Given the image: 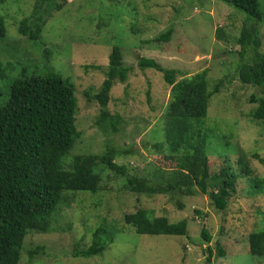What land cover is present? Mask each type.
<instances>
[{
    "label": "rangeland",
    "instance_id": "rangeland-1",
    "mask_svg": "<svg viewBox=\"0 0 264 264\" xmlns=\"http://www.w3.org/2000/svg\"><path fill=\"white\" fill-rule=\"evenodd\" d=\"M56 2L62 8L55 12L49 10L48 2L37 13V0H5L0 6V14L6 20L7 34L0 39V61L6 68L7 63L3 60L14 61L12 51L16 48L27 58L17 59L21 70L45 74L54 68L64 79L75 83L79 94L76 125L82 138L72 153H76L77 148L83 154H102L111 146L119 152L117 163L129 166L131 170L137 168L138 175L155 174L159 169L176 167V161L179 164L182 160V152L170 160L166 159L174 155L166 143L164 120L171 86L154 69L138 70L135 66L137 54L154 59L165 68L179 69L184 76L208 69L210 91L217 79H233L228 91L224 90L211 99L202 130L209 139L208 156L217 157L212 162L213 171H220L227 161L239 174L238 193L231 199L226 211L216 210L208 196L202 194L184 197L186 207L180 211L169 195L132 193L126 189L125 177L107 170L103 174L99 203H95L98 196H91L95 194L77 192L78 214L72 215L76 209L75 202L71 205L64 203L49 232L29 231L20 264H207L206 248L210 246L215 250L218 240L224 243L227 252L236 253L234 256L228 253L223 258L225 264H264V256L251 255L248 242L252 230L258 227L257 230L264 229V225L260 224L264 221V193L255 195L256 189H252L248 177L240 174L237 164L241 150L247 154L259 153L264 158V125L248 124L240 114V110L246 112L253 107L250 97L256 89L242 84L236 72L238 52L241 50L236 40L242 28L245 24L258 26L260 52L264 53L263 24H255L243 11L222 0H133L143 16L154 19L146 23L151 29L142 36L132 32L135 17L130 16L131 11L126 6L128 0ZM261 6L264 7V0H261ZM40 17H43L45 25L41 39L35 43L40 53H47L49 61L46 64L36 61L40 60L36 47L28 36L20 33L23 21L29 19L35 22ZM139 26L143 28V22ZM169 28L173 29L169 42L145 43ZM220 29L228 37L227 41L219 38ZM114 46L123 49L125 63L135 68L127 84L117 83L111 91L110 110L122 118L117 125L118 132L100 130L97 125L99 105L94 101L88 102L83 94L84 87L89 85L94 91L101 87ZM19 77V71L6 68V75L0 79V108L9 102L11 85ZM149 89L150 99L147 97ZM156 144H163V149L155 147ZM251 164L264 178V164L254 160ZM100 168H96L97 173H100ZM85 197L94 201L88 203L87 210H83ZM138 209L167 216L173 223L187 218L188 236L138 234L133 226L123 221L125 214ZM196 210L203 211V214H198ZM83 211L91 218L86 225L79 227ZM87 225L103 227L114 238V243L102 254L74 258L71 249L76 242H80L82 248L91 244V232L85 228ZM203 228L211 236L210 244L202 238ZM37 247L41 248L40 253L30 257ZM216 256L217 250L214 251V261ZM219 263L217 259L214 262Z\"/></svg>",
    "mask_w": 264,
    "mask_h": 264
},
{
    "label": "trees",
    "instance_id": "trees-1",
    "mask_svg": "<svg viewBox=\"0 0 264 264\" xmlns=\"http://www.w3.org/2000/svg\"><path fill=\"white\" fill-rule=\"evenodd\" d=\"M222 1L243 11L255 24L264 26V7L261 6V0ZM4 2L5 0H0V6ZM48 2L49 10L55 12L62 8L55 0H37L36 12ZM126 6L131 11L130 16L135 17L133 34L141 33L145 36L148 29H151L146 23H151L153 17L143 16V12L133 0H128ZM142 22L143 28L139 26ZM44 25L43 17L35 22L27 19L21 23L20 33L28 36L36 47V53L40 56V60L36 61L46 64L49 61L47 53H40L35 43L41 39ZM172 32L173 29L169 28L145 43L169 42ZM6 34V20L0 14V39ZM219 38L228 40L222 29L219 30ZM236 44L241 47L236 65L238 78L242 84L256 89L250 97L253 107L246 112H239L248 124L264 125L261 124L264 121V53L260 52L258 26L245 24ZM12 52L14 61H3L7 63V70L16 69L21 73V77L12 83L10 100L0 108V264H20L28 232H49L58 210L64 203L71 205L75 202L76 209L72 215L78 214L80 208L77 206V192L95 194L91 196H98L95 203H99L103 190V174L107 170L113 171L119 177H125L126 189L132 193L169 195L180 211L186 207L184 197L200 194L207 195L216 210H227L231 199L238 193L239 174L234 172L227 161L220 171H213L212 162L217 157L211 158L207 154L209 139L202 126L208 116L211 99L224 90L228 91L233 79H217L210 91L208 69L184 76L179 69L165 68L156 60L137 54L135 66L138 70L143 72L146 69H154L160 72L164 82L171 86L164 120L166 143L174 155L167 156L166 159L170 160L180 154L179 152L183 153L181 162L178 164L176 161V167L159 169L155 174L138 175L137 168L131 170L129 166L117 163L119 152L111 146L102 154H83L77 148L76 153H72L74 146L77 147L78 140L82 138L76 125L79 94L75 83L64 79L54 68L47 70L45 74L21 70L17 59L27 58L16 48ZM124 58L123 49L114 46L104 71L105 79L99 90L94 91L90 85L83 90L88 102L94 101L99 105L97 125L103 131L118 132L117 125L122 120L120 114L111 112L109 104L113 99L111 91L114 86L117 83L127 84L135 70L133 65L128 66L125 63ZM6 68L0 61V79L6 75ZM127 86L125 94L128 92ZM150 94L149 89L148 99ZM155 147L162 150L163 144H156ZM252 160L264 164L261 154H247L242 150L239 152L237 164L240 174L250 179L251 187L256 189L257 195L264 193V178L253 167ZM100 166L101 174L96 172V168ZM90 202H94L91 197L83 198V210ZM196 212L203 214L200 210ZM90 218L89 213L83 211V221L80 219L79 227L86 225ZM123 221L126 225L133 226L140 235L188 236L187 218L173 223L167 216H158L154 212L138 209L134 213L125 214ZM260 224L263 226L264 221ZM93 227L85 226L91 232V244L82 248L80 242H76L71 249V256L89 258L99 255L114 243V238L108 235L103 227ZM257 229L252 230L248 236L249 248L251 255L262 257L264 229ZM85 237L86 235L83 236L84 239ZM202 238L207 244L211 243V236L206 228L202 230ZM206 249L207 264H214L216 259L220 261L219 264H225L223 258H226L229 251H226L221 240L215 244V261V250L210 246ZM40 250L41 248L37 247L30 253V257L40 253ZM229 254L234 256L236 253Z\"/></svg>",
    "mask_w": 264,
    "mask_h": 264
}]
</instances>
